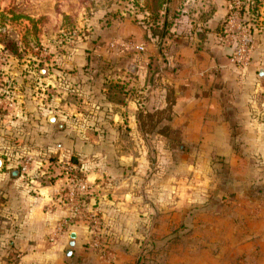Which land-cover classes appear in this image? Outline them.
<instances>
[{
	"label": "crops",
	"instance_id": "obj_1",
	"mask_svg": "<svg viewBox=\"0 0 264 264\" xmlns=\"http://www.w3.org/2000/svg\"><path fill=\"white\" fill-rule=\"evenodd\" d=\"M229 3L170 0L156 21L166 22L165 38L124 19L122 36L142 49L109 48L113 34L99 21L72 56L47 69L24 114L34 130L53 132L58 157L77 156L71 165L89 187L75 215L69 176L59 172L68 161H47L53 178L40 182L30 175L36 168L16 177L3 160L0 264H264V1L248 18L244 67L221 38ZM166 108L168 130L155 133L151 162L137 114ZM91 214L109 256L94 248ZM151 244L157 254L142 258ZM176 244L184 255L160 251Z\"/></svg>",
	"mask_w": 264,
	"mask_h": 264
},
{
	"label": "rangeland",
	"instance_id": "obj_2",
	"mask_svg": "<svg viewBox=\"0 0 264 264\" xmlns=\"http://www.w3.org/2000/svg\"><path fill=\"white\" fill-rule=\"evenodd\" d=\"M153 1L0 0V158L13 163L12 171L16 177L36 168L38 172L30 171V175L36 173V179L40 182L49 181L53 178L47 171L51 165H43L47 164V161H61L62 163L66 160L69 163H65L63 166L65 168H59V172L83 179L84 172L71 165L79 163L77 156L58 157L56 151H53L56 143L53 132L50 131L46 136L37 129L34 130V122L24 114L25 107L28 105L26 101L30 99L33 92L35 93V87L39 92L42 84L44 85L45 81H42V76L46 74L47 69L62 63L66 56H72V47L78 42L87 41L94 29L98 30L99 21H103L102 27H109V31L113 34L109 42L129 40L122 36L120 30L124 19L134 16L135 21H139L137 18L144 12L143 9L152 6ZM262 1L264 0H254L253 12ZM151 124L146 126L149 132L146 136L148 154H150L151 162H156L158 150H156V142H153L156 127H152ZM161 125L162 123L158 126ZM83 137L88 138V136ZM34 161L38 167L33 166ZM39 169L45 172L40 173ZM53 172L57 171L53 170ZM25 176L22 177L21 183L26 181ZM1 180L5 184L4 179ZM18 187L23 188L22 185ZM86 192L87 190L79 196ZM77 200L82 206L80 197ZM87 212L90 213L86 210ZM95 215L98 218L97 214ZM86 219L91 228L92 221L90 218ZM183 227L181 225L178 229L181 235H184ZM98 232L104 236L100 230V222ZM101 249L100 246L97 250ZM109 249L112 248L108 246L105 251L101 252H107ZM161 250L165 255L170 253L175 257L185 254V248L180 244L171 248H161ZM142 251L144 252H140L142 258L148 256L150 260L157 254V249L152 244L142 248Z\"/></svg>",
	"mask_w": 264,
	"mask_h": 264
},
{
	"label": "built area",
	"instance_id": "obj_3",
	"mask_svg": "<svg viewBox=\"0 0 264 264\" xmlns=\"http://www.w3.org/2000/svg\"><path fill=\"white\" fill-rule=\"evenodd\" d=\"M254 0H230L229 7L224 21L221 25V38L223 41L232 45V51L230 54V60L237 66H246L250 61V52L253 43V36L251 30L250 18L253 17ZM249 18V20H248ZM135 49H142L141 46H135L130 40H123L118 42L113 40L109 42V48H127L133 47ZM71 170V169H70ZM69 186L66 189L65 197L70 204L73 214H81L82 209L78 203V196L84 193L88 189V184L75 175H70L68 178ZM91 230L93 232V245L95 248L102 247L101 251H105L108 248L107 242L104 240L99 231V219L95 214L90 215ZM101 255L109 256V250Z\"/></svg>",
	"mask_w": 264,
	"mask_h": 264
},
{
	"label": "trees",
	"instance_id": "obj_4",
	"mask_svg": "<svg viewBox=\"0 0 264 264\" xmlns=\"http://www.w3.org/2000/svg\"><path fill=\"white\" fill-rule=\"evenodd\" d=\"M169 1L170 0H165V1L154 0L152 2L153 5L143 9V11L145 12H142L141 16L137 18L140 21L141 25L144 26V28L149 29L152 36H159V37L163 36L165 38L166 33L168 32L165 21L160 22V24L157 23L156 21H158L159 12L164 10L166 4ZM252 14H254L253 10H252ZM153 19H154V23H152ZM169 119H170V114L168 108L158 111L156 110L154 112H142L140 110L138 111L137 114L139 128L142 131V133H147V134L149 132L146 126H149V124L152 123L151 124L152 127H156V130H154L155 133L165 135L167 133L168 126L166 124H162L161 126L158 125H160L162 121Z\"/></svg>",
	"mask_w": 264,
	"mask_h": 264
},
{
	"label": "water",
	"instance_id": "obj_5",
	"mask_svg": "<svg viewBox=\"0 0 264 264\" xmlns=\"http://www.w3.org/2000/svg\"><path fill=\"white\" fill-rule=\"evenodd\" d=\"M54 120H55V117L53 116V115H50L49 117H48V121L49 122H54ZM2 165H3V160L0 158V168L2 167ZM73 241L71 240L70 242H69V246H68V248H67V250H66V256H70L71 254H72V247H73Z\"/></svg>",
	"mask_w": 264,
	"mask_h": 264
}]
</instances>
